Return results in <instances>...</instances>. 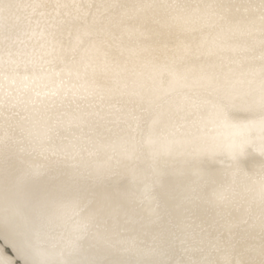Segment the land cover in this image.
Returning a JSON list of instances; mask_svg holds the SVG:
<instances>
[{
	"label": "bare ground",
	"instance_id": "1",
	"mask_svg": "<svg viewBox=\"0 0 264 264\" xmlns=\"http://www.w3.org/2000/svg\"><path fill=\"white\" fill-rule=\"evenodd\" d=\"M154 107L147 159L140 160L133 128ZM236 109L262 116L227 115ZM77 150L66 178L114 179L113 163H129L130 197L147 195L148 162L164 160L156 172L172 182L183 176L175 159L196 164L207 157L245 176L247 157H264V0H0V168L20 157L40 159L18 178L40 175ZM191 173L193 187L177 200L180 208L198 212L251 197L232 187L206 198L196 190L202 172L194 166ZM252 197L264 205V191ZM133 209L150 219L160 213L152 195ZM224 210L215 219L222 232L235 225L221 216ZM178 229L173 259L162 222L146 234L148 245L128 236L123 246L112 241L117 253L107 249L109 262L82 263L253 264L248 251L264 255L258 244H239L233 262L230 242L215 241L213 226L196 217ZM0 233L24 264H47L24 255L26 262L19 236L1 223ZM0 264L11 260L0 254Z\"/></svg>",
	"mask_w": 264,
	"mask_h": 264
},
{
	"label": "rangeland",
	"instance_id": "2",
	"mask_svg": "<svg viewBox=\"0 0 264 264\" xmlns=\"http://www.w3.org/2000/svg\"><path fill=\"white\" fill-rule=\"evenodd\" d=\"M154 110L155 107L142 116L133 128L134 138L140 141L139 153L136 155L140 160L147 159L144 143L146 126ZM227 115L232 119L262 116L256 111L239 109L227 111ZM80 156L77 150L68 158L56 160L55 165L43 170L42 174L28 173L23 178H18L22 167L28 162L38 166L43 161L20 157L18 160L14 158V161L17 160L15 166L0 168V223L19 236L23 253L17 252L25 261V256H38L47 264H54L53 259L56 257L63 258L61 264H86L82 262L87 260L106 263L110 261L108 254H105L109 252L107 249L111 250L109 255H114L117 253L116 244L123 246L121 243L128 236L136 235H140V241L148 245L146 234L150 228L162 222L167 224L171 234L167 248L169 259H173L181 240L178 225L195 217L202 226H213L215 241L226 239L230 242V258L233 262L239 244L248 247L253 243L264 249V205L252 197L264 191V157H247L245 176L242 177L236 176L211 158H203L196 164L175 159L172 164L183 168V176L176 182L156 172V169L161 171L166 165L164 160L155 165L148 162L152 184L147 195L155 196L156 205L160 209V213L150 219L145 211L137 212L133 209L137 204H142L147 195L130 197V179L125 174L129 163H113L117 173L114 179L95 176L80 182L75 176L66 178L67 168L77 162ZM88 156L91 161L96 158ZM110 157L113 160L114 153H110ZM194 166L202 172L195 180L199 185L196 190L204 197L232 187L241 189L251 197L236 199L228 205L210 204L198 212L176 206L177 200L180 197L182 199L186 191L193 187L189 179L194 176L191 173ZM114 185H117V193L109 189ZM180 190L182 193H178ZM124 198H127L126 202ZM222 209L226 212L221 216L235 223L233 228H227L224 232L215 220ZM0 254L9 257L11 264H24L17 258L13 247L7 245L1 237ZM246 261L264 263V255L254 256L248 251Z\"/></svg>",
	"mask_w": 264,
	"mask_h": 264
}]
</instances>
